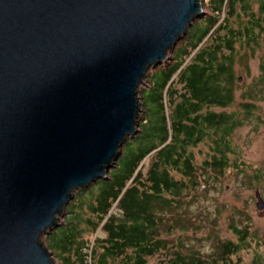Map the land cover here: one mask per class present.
Here are the masks:
<instances>
[{"label":"water","instance_id":"water-1","mask_svg":"<svg viewBox=\"0 0 264 264\" xmlns=\"http://www.w3.org/2000/svg\"><path fill=\"white\" fill-rule=\"evenodd\" d=\"M204 13L199 0H0V264H59L41 237L106 179L149 68Z\"/></svg>","mask_w":264,"mask_h":264},{"label":"trees","instance_id":"trees-1","mask_svg":"<svg viewBox=\"0 0 264 264\" xmlns=\"http://www.w3.org/2000/svg\"><path fill=\"white\" fill-rule=\"evenodd\" d=\"M204 4L210 13L197 17L169 62L146 77L138 131L126 139L106 179L76 189L62 222L45 234L59 264H242L238 253L248 245L247 224L232 226L237 240L217 239L209 254L168 237L184 198L205 174L238 166L230 160V135L242 123L239 112L214 108L234 102L240 49L264 42V0ZM260 93L250 87L244 97L254 100ZM241 107L249 115L254 104ZM203 143L208 157L199 164L195 149ZM260 177L256 171L253 180ZM247 264H264V248L254 250Z\"/></svg>","mask_w":264,"mask_h":264},{"label":"rangeland","instance_id":"rangeland-1","mask_svg":"<svg viewBox=\"0 0 264 264\" xmlns=\"http://www.w3.org/2000/svg\"><path fill=\"white\" fill-rule=\"evenodd\" d=\"M204 1L199 0L204 14H209ZM196 18L191 21L190 25ZM172 49L166 61L149 68L139 86L140 109L136 117V132L138 122L142 120L144 114V105L140 95L146 88V77L148 78L161 65L169 62ZM238 56L235 73L239 80L234 102L227 108H214L216 112H239L237 120L242 123L230 135L231 146L235 151L234 155L230 154V160H236L238 166L227 168L222 174L211 170L205 174L206 178L184 198L186 203L182 204L179 209L180 221L175 226L172 235L168 237L203 254H209L214 250L217 239L237 240L232 226L243 228L247 224L248 245L238 253L242 264H247L254 250L264 248V209L259 210L255 207L256 190L264 199V42H260L253 48L240 49ZM250 87L260 89L262 97L254 100L245 98L244 94ZM244 102L254 104L253 111L249 115H245L242 111L241 103ZM208 151L209 148L204 143L196 147V163L200 164L208 157ZM256 171L261 172V177L255 182L253 176ZM61 214L58 216V224L62 222L66 212L63 211ZM182 226L186 229H182ZM45 238L44 234L41 237L44 245H46ZM155 262L156 260L152 259L150 264Z\"/></svg>","mask_w":264,"mask_h":264}]
</instances>
